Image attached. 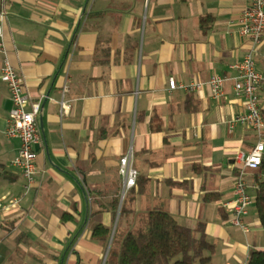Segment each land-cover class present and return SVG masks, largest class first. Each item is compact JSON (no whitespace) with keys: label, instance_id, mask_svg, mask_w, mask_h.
<instances>
[{"label":"crops","instance_id":"1","mask_svg":"<svg viewBox=\"0 0 264 264\" xmlns=\"http://www.w3.org/2000/svg\"><path fill=\"white\" fill-rule=\"evenodd\" d=\"M250 1L0 0V68L6 56L29 102L40 103L38 171L25 193L9 165L19 140L4 133L11 101L0 79V198L20 197L0 211V264H105L116 228L152 210L203 224L214 245L208 264H245L252 248L264 249L255 205L248 232L223 205L234 196L235 154L256 141L229 124L245 101L233 65L253 52L264 71V36L256 45L237 23ZM212 74L226 77L220 97L207 85L168 88L169 77ZM129 150L138 175L122 196L119 159ZM258 172L248 170V191ZM98 226L110 230L106 241Z\"/></svg>","mask_w":264,"mask_h":264},{"label":"built area","instance_id":"2","mask_svg":"<svg viewBox=\"0 0 264 264\" xmlns=\"http://www.w3.org/2000/svg\"><path fill=\"white\" fill-rule=\"evenodd\" d=\"M5 16L4 7H0V20ZM237 23L240 33L248 37L254 44L258 45L264 36V0H251L250 5L243 9ZM3 50L2 30L0 26V51ZM237 76L233 87L238 95L245 99L244 110L234 116L230 126L243 125L256 134L254 145L248 150H239L234 156L236 174L234 178L231 200L224 202L229 212L230 224L243 232H248L249 226L244 218L248 214V208L254 204V195L248 191L249 180L248 170H259L264 161V118L262 117L259 98L264 93V71H259L255 65L253 52L247 53L243 59L234 64ZM0 79L5 83L11 108L6 119L5 135L8 138H17L19 146L15 156L9 165L16 168L24 179V192H28L34 183L37 174V152L35 145L39 142L40 134L37 125V115L40 110L39 102H29L24 92L22 80L6 56L2 60L0 68ZM226 77L219 74H212L206 81L190 80L188 83L177 81L173 77L168 78V88L173 90L182 88L186 91L199 90L207 85L211 94L220 97L223 93ZM61 110H66L67 105L60 103ZM119 175L122 182V196L136 184L137 171L131 163V151L119 159ZM256 175V174H255ZM253 177V185L256 187V178ZM260 179L261 175L256 176ZM20 197L14 196L9 199L0 198V211L8 210L19 204Z\"/></svg>","mask_w":264,"mask_h":264},{"label":"trees","instance_id":"3","mask_svg":"<svg viewBox=\"0 0 264 264\" xmlns=\"http://www.w3.org/2000/svg\"><path fill=\"white\" fill-rule=\"evenodd\" d=\"M264 118V111L261 112ZM256 178L254 205L258 221L264 231V161ZM128 212L123 198L119 221ZM110 230L104 226L94 228V234L107 240ZM198 233V236H196ZM214 245L207 241L204 225L195 229L181 225L161 210L133 215L131 225L116 228L105 264H208ZM245 264H264V249L252 248Z\"/></svg>","mask_w":264,"mask_h":264},{"label":"rangeland","instance_id":"4","mask_svg":"<svg viewBox=\"0 0 264 264\" xmlns=\"http://www.w3.org/2000/svg\"><path fill=\"white\" fill-rule=\"evenodd\" d=\"M253 189H254V188H253ZM251 191H252V192H251ZM249 192H250L251 195H254L253 193L255 192V189H254V190H249ZM120 224H121V223H120ZM120 224H119V225H120Z\"/></svg>","mask_w":264,"mask_h":264}]
</instances>
